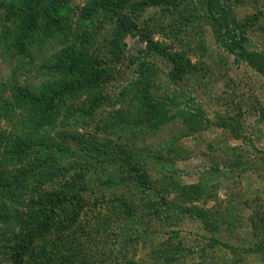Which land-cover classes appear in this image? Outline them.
Returning <instances> with one entry per match:
<instances>
[{
    "label": "trees",
    "instance_id": "16d2710c",
    "mask_svg": "<svg viewBox=\"0 0 264 264\" xmlns=\"http://www.w3.org/2000/svg\"><path fill=\"white\" fill-rule=\"evenodd\" d=\"M70 2L0 0L1 48L29 58L33 50L51 51L37 68L39 84H22L15 76L0 84V119L12 126L0 127V264H26L27 258L31 264L55 262L37 244L50 237L60 241L82 210L103 203L119 231L120 264H139L133 250L140 240L150 246L152 264H177L183 256L180 231L166 225L187 216L218 232L221 214L197 206L205 184L183 183L173 165L161 161L160 151L142 145V155L134 147L176 121L182 137L213 125L233 139L242 137L238 111L216 113L212 121L191 93L194 80L206 82L213 71L205 26L218 49L264 80V48L248 46L254 31L264 35V0H88L76 20ZM240 3L252 4L253 12L238 17L232 6ZM129 38L139 40L133 51ZM92 124L123 141L91 133ZM239 149L226 162L237 175L246 170L241 166L247 149ZM167 151L171 162L186 156L178 142ZM258 160L252 165L259 176L264 152ZM148 162L165 172L152 177ZM261 213L254 206L249 211L257 242L248 250L264 263ZM72 256L62 264H83Z\"/></svg>",
    "mask_w": 264,
    "mask_h": 264
},
{
    "label": "rangeland",
    "instance_id": "374dc122",
    "mask_svg": "<svg viewBox=\"0 0 264 264\" xmlns=\"http://www.w3.org/2000/svg\"><path fill=\"white\" fill-rule=\"evenodd\" d=\"M87 1L71 0L70 9L74 20L79 14L78 8L83 7ZM232 8L238 17L251 14L254 10V6L249 3L233 5ZM260 22L264 23V17ZM205 29V42L209 44L208 50L211 49L208 53L211 59L207 62L213 71L207 76L206 82L194 80L196 89L191 94L195 102L204 107L212 121L216 113L233 114L238 111L241 115L242 137L233 139L227 130L216 125L195 136L182 137V127L176 121L148 135L142 142L139 140L134 148L142 155L145 145L150 151H160L161 161L171 163L183 183L200 181L205 184L206 193L197 206L221 214L218 222L222 223V228L218 232L208 230L200 221L187 216L179 224L177 220H172L166 225L180 231L183 256L177 264H264L259 253L248 250L257 242L248 221L251 207L262 208L260 215L263 216L264 226V173L258 176V169L252 165L254 162L259 165L258 154L264 152V116L260 115V109L264 112V80L241 64L236 65L232 56L215 46L210 29L206 26ZM252 36L248 46L264 48V35L257 30ZM154 38L166 43L169 41L158 33L154 34ZM138 41L137 38H129L128 49L133 51L139 45ZM50 53L33 50L29 58L15 49L0 46V84L8 85L12 76L22 84H39L43 76H39L37 68L49 58ZM189 55L192 61L197 62L195 56ZM220 58L224 60L217 61ZM221 62H225V65H221ZM229 78L235 84L228 81ZM215 81L217 84L213 90ZM3 95L8 97L9 90ZM104 115L106 113L98 115L96 120H102ZM97 124L100 127L102 123ZM0 127L6 130L12 126L9 119L4 117L0 119ZM88 129L99 136H111L115 142L123 141L118 133L113 135L107 129L95 130L94 124ZM174 140L183 146L186 156L179 158L176 154L177 159L171 162L173 154L167 150L170 145L176 144ZM238 145L239 148L247 149L245 155H242L246 163L241 166L246 170H239V175L236 174L237 169L231 170L226 165L227 159L241 150ZM147 164L154 178L165 172L153 162ZM118 232L113 228V219L107 206L104 203L97 204L96 207L82 210L78 224L60 241L50 237L38 243L36 248L46 246L45 249L49 251L47 257L56 259L49 264H62V259L68 255L78 257L74 258L75 263L120 264L122 257L117 252ZM150 250V246L140 240L133 250L136 253L134 259L139 264H152L148 256ZM31 260L27 258L26 264H31Z\"/></svg>",
    "mask_w": 264,
    "mask_h": 264
}]
</instances>
